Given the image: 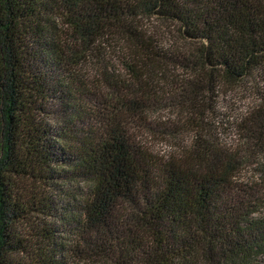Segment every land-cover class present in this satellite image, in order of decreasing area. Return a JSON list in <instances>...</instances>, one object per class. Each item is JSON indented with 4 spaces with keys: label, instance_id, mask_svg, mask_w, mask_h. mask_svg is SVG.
Here are the masks:
<instances>
[{
    "label": "trees",
    "instance_id": "1",
    "mask_svg": "<svg viewBox=\"0 0 264 264\" xmlns=\"http://www.w3.org/2000/svg\"><path fill=\"white\" fill-rule=\"evenodd\" d=\"M140 15L196 48L158 49ZM110 32L128 46L129 75H112L104 96L74 71ZM263 65L264 0H0V264H264V192L234 181L236 158L202 139L182 161L156 158L127 122L156 104L151 69L193 75L169 103L182 108ZM243 129L259 140L264 109Z\"/></svg>",
    "mask_w": 264,
    "mask_h": 264
},
{
    "label": "rangeland",
    "instance_id": "2",
    "mask_svg": "<svg viewBox=\"0 0 264 264\" xmlns=\"http://www.w3.org/2000/svg\"><path fill=\"white\" fill-rule=\"evenodd\" d=\"M136 23L139 31L158 49H169L183 58L196 48L184 41L179 28L173 24L147 15L138 16ZM55 25L63 33L68 49L74 52L82 49L75 40L78 33L68 27L66 19L55 20ZM126 46V42L110 32L91 43L90 51L79 60L74 75L88 89H99L104 96L110 95L106 81L112 82V75L120 78L129 75L124 67L125 61H129V49ZM156 69H151L154 82L150 89L151 95H147V99L156 104L140 116L145 123L137 122L136 119L132 124L130 119L127 121L134 142L153 157L182 161L197 141H212L240 163L234 178L236 183L258 185L264 192V134L256 142H247L243 129L258 110L264 109V65L237 85H219L211 97L205 93L196 105L182 108L170 106L169 103H175V97L182 94L181 86L192 80L193 75L170 67L165 73L170 81H165V74ZM123 96L130 97L125 93ZM139 98L142 96L132 94L130 97L137 101ZM259 212L258 215L264 217V205L259 208ZM80 264L102 263L87 260Z\"/></svg>",
    "mask_w": 264,
    "mask_h": 264
}]
</instances>
